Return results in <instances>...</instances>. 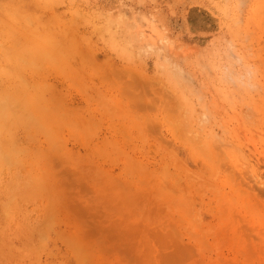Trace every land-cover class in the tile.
<instances>
[{"label":"rangeland","instance_id":"1","mask_svg":"<svg viewBox=\"0 0 264 264\" xmlns=\"http://www.w3.org/2000/svg\"><path fill=\"white\" fill-rule=\"evenodd\" d=\"M0 264H264V0H0Z\"/></svg>","mask_w":264,"mask_h":264}]
</instances>
